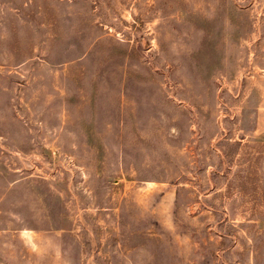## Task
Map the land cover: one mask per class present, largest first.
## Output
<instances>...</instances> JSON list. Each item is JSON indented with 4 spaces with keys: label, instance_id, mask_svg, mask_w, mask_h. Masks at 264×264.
Here are the masks:
<instances>
[{
    "label": "rangeland",
    "instance_id": "rangeland-1",
    "mask_svg": "<svg viewBox=\"0 0 264 264\" xmlns=\"http://www.w3.org/2000/svg\"><path fill=\"white\" fill-rule=\"evenodd\" d=\"M0 264H264V0H0Z\"/></svg>",
    "mask_w": 264,
    "mask_h": 264
}]
</instances>
